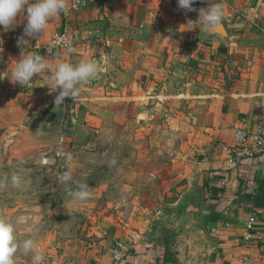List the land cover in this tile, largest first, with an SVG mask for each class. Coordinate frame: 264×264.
<instances>
[{"label": "crops", "instance_id": "0c3cea01", "mask_svg": "<svg viewBox=\"0 0 264 264\" xmlns=\"http://www.w3.org/2000/svg\"><path fill=\"white\" fill-rule=\"evenodd\" d=\"M161 1L86 0L80 11L50 20L22 52L17 38L26 13L14 28L0 26L3 59L15 62L20 53L36 52L53 71L61 61L100 62L99 76L81 84L74 100L66 98L75 103L72 127L91 120L92 112L138 122L155 118L167 124L173 161L180 167L171 210L165 218L155 216L156 231L170 234L169 241L127 230L115 239L121 248L109 243L81 261L60 264H114L115 251L119 264H239L246 257L264 264V161L231 164L219 147L230 141L233 128L253 124L254 107L264 100V0H224V34L199 30L171 41L158 32L156 15L151 19ZM64 25L75 52L45 49ZM33 80L48 84V100L58 94L50 92V76L41 73ZM250 217L255 224L247 242ZM166 247L174 261L164 260Z\"/></svg>", "mask_w": 264, "mask_h": 264}, {"label": "rangeland", "instance_id": "374dc122", "mask_svg": "<svg viewBox=\"0 0 264 264\" xmlns=\"http://www.w3.org/2000/svg\"><path fill=\"white\" fill-rule=\"evenodd\" d=\"M217 2L225 1L209 0ZM202 7L206 0H196L192 12L179 9L177 0H162L158 32L169 34V41L194 35L202 28L197 21ZM14 63L0 57V72ZM47 87L36 80L23 86L0 81V215L15 224L17 239H33L45 256L43 264L81 261L109 243L121 248L115 239L127 230H141L138 238L169 241L172 236L155 225V216L165 218L171 210L180 170L168 142L172 137L164 131L167 124L92 112L91 120L72 127L75 103L65 99L56 106ZM65 172H71L68 181ZM13 176L20 187H13ZM85 183L90 198L73 199L70 193ZM31 255L18 251L14 264H32ZM163 256L174 261L172 248Z\"/></svg>", "mask_w": 264, "mask_h": 264}, {"label": "clouds", "instance_id": "9594fccd", "mask_svg": "<svg viewBox=\"0 0 264 264\" xmlns=\"http://www.w3.org/2000/svg\"><path fill=\"white\" fill-rule=\"evenodd\" d=\"M207 7L198 9V22L202 25L199 28L205 34H213L221 26L224 18V6L222 3L209 4ZM196 0H177L179 9L185 12L197 11L194 8ZM69 0H0V26L3 30L14 28V21L20 13H26V24L23 28V35L17 38V45L23 51V46L27 45L32 38L36 39L44 33L50 20L58 17L62 13L69 12ZM156 12L152 15L154 20ZM28 37L30 39H25ZM2 41V40H0ZM62 43L68 53L75 52L69 41H53V46ZM3 41L0 42V53L3 52ZM101 70V64L95 59H82L77 63L61 61L53 71L47 59L36 53L30 52L15 59L14 66L10 74L0 72V81L7 78L13 84L21 86L33 80V77L44 73L51 77V91L58 94L54 98V104L60 106L64 104L66 98L74 100L79 95L80 85L85 81L96 79ZM115 163V161H113ZM64 181L71 179V172L62 175ZM13 187H20L18 177L11 178ZM73 199L85 201L90 198L91 193L88 185L80 184L78 189L71 192ZM15 224L5 215H0V264H14V257L18 251L31 253L32 264H43L45 256L31 238L20 241L17 239Z\"/></svg>", "mask_w": 264, "mask_h": 264}, {"label": "built area", "instance_id": "2783aa9c", "mask_svg": "<svg viewBox=\"0 0 264 264\" xmlns=\"http://www.w3.org/2000/svg\"><path fill=\"white\" fill-rule=\"evenodd\" d=\"M86 5V0H69L70 11L62 13L63 17L69 16L83 9ZM67 40L70 43L71 39L66 30V25L60 30L55 31L49 42L45 45L48 51H61L62 43L53 46V41ZM253 124L250 127H235L232 130V135L229 142H221L219 144L221 152L225 155L228 163L235 164L244 160H262L264 161V100H260L254 107ZM255 224V219L250 217L246 221V233L244 239L247 242L252 240V230ZM228 226V224H227ZM121 254L118 251L114 252V264H119ZM239 264H252L251 260L246 257L238 261Z\"/></svg>", "mask_w": 264, "mask_h": 264}, {"label": "water", "instance_id": "95a60500", "mask_svg": "<svg viewBox=\"0 0 264 264\" xmlns=\"http://www.w3.org/2000/svg\"><path fill=\"white\" fill-rule=\"evenodd\" d=\"M216 32L224 34L225 31L223 29V26L221 25Z\"/></svg>", "mask_w": 264, "mask_h": 264}]
</instances>
